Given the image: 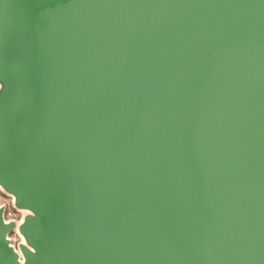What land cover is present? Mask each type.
Masks as SVG:
<instances>
[{
  "label": "water",
  "instance_id": "obj_1",
  "mask_svg": "<svg viewBox=\"0 0 264 264\" xmlns=\"http://www.w3.org/2000/svg\"><path fill=\"white\" fill-rule=\"evenodd\" d=\"M81 7L16 0L37 35L0 50L26 78L0 176L48 255L26 264H264V0ZM10 226L0 212V264Z\"/></svg>",
  "mask_w": 264,
  "mask_h": 264
},
{
  "label": "rangeland",
  "instance_id": "obj_2",
  "mask_svg": "<svg viewBox=\"0 0 264 264\" xmlns=\"http://www.w3.org/2000/svg\"><path fill=\"white\" fill-rule=\"evenodd\" d=\"M16 0H0V27L4 24L10 27L11 31L3 33L0 30V50H12V51H25L29 40L31 41L37 35V25L30 19H24L19 17L15 13L13 4ZM6 27V26H5ZM1 56V55H0ZM4 86H2L3 84ZM5 82V83H4ZM26 83L25 74L14 72L11 68H8L5 62L0 57V147L2 148L7 135L9 133L5 114L6 109L10 108L15 97L16 91H21ZM14 140L9 139L5 143V150L9 151L14 146ZM0 155V161L1 157ZM1 175V174H0ZM19 202V200H18ZM19 204H21L19 202ZM0 207H2L3 217L12 225L9 227L11 230L8 232L12 246L18 248L20 244L19 233L13 226L17 225L29 214L27 211H21L16 207L11 194L4 189L0 188ZM28 224H21L20 230L26 232L25 227Z\"/></svg>",
  "mask_w": 264,
  "mask_h": 264
},
{
  "label": "bare ground",
  "instance_id": "obj_3",
  "mask_svg": "<svg viewBox=\"0 0 264 264\" xmlns=\"http://www.w3.org/2000/svg\"><path fill=\"white\" fill-rule=\"evenodd\" d=\"M45 2L47 3V5L51 9L56 10L57 12H59V14H61L62 16L66 17V18L76 19L80 16L81 11H82L81 0H45ZM4 25L6 27L3 25L0 27V30L2 29L3 33H5V32L7 33L9 31H11L10 27H7L6 24H4ZM258 68H259L258 84H259L260 88L264 90V69H263L264 64L262 62H260ZM2 84H3V82H2ZM2 86H4V84ZM11 106L16 111H21V112L26 111V108L21 106V104L19 105L18 103H13ZM20 146L21 145H19L18 149L20 148ZM2 154H6V152L3 153V147L2 148L0 147V155H2ZM0 188L4 189L5 191H7L11 194V196L13 197L14 203L16 204V207L18 209H20L21 211L29 212V214L27 216H25L22 221L17 223V225L13 226V228H12V230L16 229L19 233V237H20L21 241H20L18 248L12 246L11 242H9L10 238L8 236V232L11 229L8 228L5 231L4 237H5V241H6V247H9L11 249V251L14 253L16 263L17 264H26V262L28 261V258L23 253V247L29 249L35 255L46 259L48 257V255H45L42 253L41 246L39 244L33 242L32 239H30L27 231L23 232L19 228V226L21 224H28L29 220L34 221L39 227H42L43 219L40 215L39 210L37 209V207H35L33 204H31L29 202L19 204L18 200H20V198L23 196V191H22L21 186H19L18 189L14 188L12 184H10L5 178H2L0 176ZM2 211H3V209H2V207H0L1 219H2L3 223L5 225H8V226L12 225V223H9L3 217Z\"/></svg>",
  "mask_w": 264,
  "mask_h": 264
}]
</instances>
